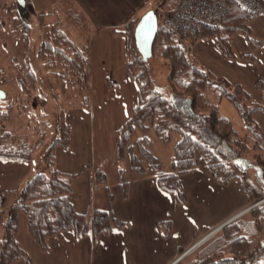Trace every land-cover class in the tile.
<instances>
[{"label": "trees", "instance_id": "obj_1", "mask_svg": "<svg viewBox=\"0 0 264 264\" xmlns=\"http://www.w3.org/2000/svg\"><path fill=\"white\" fill-rule=\"evenodd\" d=\"M178 0H158L159 6L168 8ZM264 7V0H260ZM227 11L222 21L215 25H203L196 38H213L224 57H233L229 36L243 31L251 50L260 45L249 30L252 17L232 0H226ZM29 0H24L28 4ZM68 3V4H67ZM17 4V1H16ZM59 18L42 21L43 12H38L43 37L37 53L43 58L50 72L57 73L53 66H60V75L74 78L79 90L89 91L88 40L90 31L85 15L73 3L59 0L55 5ZM157 15L158 27L152 44V53L144 58L139 52L134 27L138 18L146 11L129 19L115 31L124 40L126 70L136 85V103L129 117L115 129V158L118 164V189L120 198L128 193V181L122 173V162L126 152L130 157V168L137 174L144 173V166L133 152L130 138L135 128L141 153L148 159L158 187L171 193L178 204H185L187 195L181 175L203 168L220 184L237 180L244 195L245 213L219 228L204 242L196 246L173 264H264V129L253 115L264 117V81L257 79L255 88L259 100H255L241 85L218 79L199 64L191 54L189 44L181 42L176 35L165 29ZM65 12V18L63 13ZM90 24V23H89ZM13 27L26 42L30 26L18 14L13 17ZM76 28V29H75ZM85 30L81 33L77 30ZM157 57L167 66L166 86L168 95L153 85L151 57ZM253 52L241 58L253 59ZM27 59L29 61H27ZM25 66L17 72L19 89L30 94L36 88L34 67L25 57ZM109 87L117 82L109 74ZM227 100L238 112L247 131L239 132L232 120L219 109L221 100ZM0 102V121L9 119L12 104ZM46 124V123H44ZM152 128L161 140H168L173 130L181 137L175 143L172 155L173 170L163 172L155 156L143 145L146 133ZM36 138L4 131L0 135V158L29 161L33 152L45 138L42 125H34ZM70 125L60 120L59 135L46 147L43 154L45 171L32 175L21 187L7 188L0 192V264L24 261L32 264L28 253L16 241L18 215L23 212L27 230L41 251L49 250L48 239L62 231H71L76 238L98 236L128 227V221L116 217L111 211L113 200L104 171L96 167L93 184L103 185L107 193V207L88 211L77 210L71 200L72 180L80 171L68 173L55 166V149H67L70 144ZM156 227L164 237L171 233V221L162 219ZM194 228L193 239H197ZM186 248L177 247L180 255Z\"/></svg>", "mask_w": 264, "mask_h": 264}, {"label": "crops", "instance_id": "obj_2", "mask_svg": "<svg viewBox=\"0 0 264 264\" xmlns=\"http://www.w3.org/2000/svg\"><path fill=\"white\" fill-rule=\"evenodd\" d=\"M34 1L36 0H29V4H33ZM58 1L37 0L39 5L47 2L49 4L48 8H45L47 11L41 8L35 12L37 14L43 12V17H46L47 13L57 15V10L56 12L48 10L53 8L55 11ZM147 1L67 0L82 12L88 24L90 23L88 29L84 28L91 33L88 40V93H90L89 96L92 93L91 85L94 68H96L101 89L99 94L94 95L92 102L94 103L96 99V108L100 112L106 111L108 106L115 104L116 116L112 115L116 118L109 124V126L113 125L114 130L124 122L136 103V85L126 70L124 40L115 31L138 15ZM63 17L65 18V12ZM248 25L251 35L261 43L251 50L245 33L236 31L229 36L233 57H224L216 47L213 38L179 40L190 45L194 59L215 77L241 85L255 100H259L260 93L255 88L254 82L257 79L264 81V12L252 17ZM77 30L81 33L82 29ZM84 32L85 30H82V33ZM249 51L253 52V59L241 58V55ZM110 71H116L119 75V77L116 75L117 86L116 92L113 91V93L107 91L109 86L106 77ZM166 74L167 71L165 84ZM122 84L128 88V92L121 90ZM125 94L130 96L128 101L124 100ZM221 103L222 100L219 103V109ZM101 114L104 115V113ZM66 122L69 123L68 120ZM259 124L264 129V122L259 121ZM92 125L94 126V122ZM114 146L112 143L110 147L109 143L108 152L111 149L115 150ZM97 148L101 152V145ZM65 151L68 154L73 152L72 143ZM35 152L36 150L27 162L0 158V192L7 188L21 187L32 175L40 172L43 153L37 155L39 167H34L32 162ZM114 160L115 155L111 162ZM55 166L61 171L72 173L69 168L61 166L57 154ZM95 166L96 164L89 175L82 177L84 182L93 181ZM79 177L78 175L73 178L72 185ZM127 181L128 193L124 199L119 196L117 179L108 184L113 196L111 211L119 219L128 221L130 224L128 227L100 235L95 241L90 235L76 238L71 231H62L49 237V250L43 252L30 236L26 227V218L21 217L22 221L18 218L17 243L28 253L32 264H172L184 251L244 208V195L240 191L237 180H231L226 184L217 183L211 173L203 168L181 175L187 195L186 203L182 205L176 202L171 193L158 187L152 171L143 174L132 172ZM97 190L99 188L96 187L89 200L85 196L78 197L72 192L70 196L74 207L79 211L107 207V193L102 195L100 192L96 193ZM162 219L171 221V233L166 237L162 236L156 227V222ZM194 228L198 235L196 240L193 239ZM177 247L186 249L178 255ZM13 264L26 263L19 260Z\"/></svg>", "mask_w": 264, "mask_h": 264}, {"label": "rangeland", "instance_id": "obj_3", "mask_svg": "<svg viewBox=\"0 0 264 264\" xmlns=\"http://www.w3.org/2000/svg\"><path fill=\"white\" fill-rule=\"evenodd\" d=\"M36 1L33 4H21L19 2L16 4V0H4V6L0 9V89L5 93V96L0 98V102L12 104L9 119L0 121V135L8 130L16 134L27 135L33 141L37 136L33 133V126H44L45 138L41 146L36 149L32 162L34 167H39L37 155L44 154L46 147L59 135L60 120H68L71 134L70 143H72L73 152L68 154L65 149L57 147L55 155L57 154V159L61 166L69 168L71 172H81L79 174L80 177L72 185V192L78 197L82 198L85 196L89 200L92 198L96 186L93 181L87 180V182H84L82 177L89 175L95 164V167H100L104 171L109 184L114 179L118 181L116 158L111 162L113 155H115V150L111 149L108 152L109 143L110 147L112 143L113 146L115 143V130L112 127L113 125L109 126L116 118L115 104L108 106L106 111L100 112L96 108V99L94 103L92 102L94 95L99 94L101 89L96 68H94L93 84L91 85L92 93L90 96V93H83L79 90L72 76L60 75L58 72L60 66H53V68L57 69V73L49 71L50 68L45 65L43 58L37 53L39 43L43 37V27L39 24L40 20L36 13L41 8L47 9L49 3L39 5ZM148 8H155L158 12L164 9L159 6L158 0H148L139 13L141 14ZM46 9L45 11H47ZM48 11L56 12L53 8ZM18 14L30 26L28 38L24 43L22 42V37L13 27V17ZM56 18H59L58 13L57 15L47 13L46 17L42 18V21L49 22L56 20ZM88 26L90 25L88 24ZM25 57H29L36 77V88L30 94L22 92L17 83V72L20 67L25 66ZM27 61L29 60L27 59ZM150 65L153 85L161 90L163 94L168 95L165 84L166 64L155 56L151 57ZM109 74H112L115 81L117 80L116 75L118 74H116V71H110ZM115 87H109L107 91H111L110 93L116 92ZM121 90L128 92V88L124 84H122ZM87 95L88 97H86ZM129 98L128 94L124 95L125 101H128ZM220 112L232 120L239 132L245 133L247 131L237 110L227 100H222ZM101 113H104V115ZM129 115H127V118ZM253 117L258 123L259 121L264 122V117L260 113L254 114ZM92 122H94V126ZM146 136L147 141H143L142 144L157 158L161 170L172 171L173 149L175 143L181 137L180 131L173 130L166 141L158 138L152 128L147 131ZM138 137H140V132L138 128H135L130 138L131 148L143 164L144 172H151L148 159L140 151L137 141ZM98 145H101V152L97 148ZM120 165L123 169V177L127 180L131 173H134L130 168L128 152H126ZM39 170H46L44 164ZM97 188L99 190L96 193L100 192L103 195L106 192L103 185H99ZM21 217L22 219L25 218L23 212H19L18 218L20 220ZM20 220L19 222L22 221ZM21 226L23 227V225Z\"/></svg>", "mask_w": 264, "mask_h": 264}, {"label": "built area", "instance_id": "obj_4", "mask_svg": "<svg viewBox=\"0 0 264 264\" xmlns=\"http://www.w3.org/2000/svg\"><path fill=\"white\" fill-rule=\"evenodd\" d=\"M238 7L247 11L250 16L264 12L260 0H232ZM4 0H0V9ZM226 0H178L171 7L160 12L165 29L178 39L196 38L203 25H215L222 21L227 11Z\"/></svg>", "mask_w": 264, "mask_h": 264}, {"label": "water", "instance_id": "obj_5", "mask_svg": "<svg viewBox=\"0 0 264 264\" xmlns=\"http://www.w3.org/2000/svg\"><path fill=\"white\" fill-rule=\"evenodd\" d=\"M16 1H17V3L19 2L21 4H24V0H16ZM157 27H158V21H157V15H156V12H155L154 9L146 10L138 18V20H137V22L135 24V27H134L135 42H136V45H137V48H138L139 52L142 54V56L144 58L149 57L151 55V53H152V44H153V41H154L155 34L157 32ZM4 96H5V93L3 92L2 89H0V98H2ZM251 206L246 207L245 209H243L242 211H240L239 213L234 215L228 221H225L222 224H220L217 227V229L221 228L222 226H224L225 224L230 222V220H233L235 217L240 215L242 212H244L245 210H247ZM216 230L211 231L209 234L215 232ZM208 235H206L204 238L200 239L194 245H192L189 249L184 251L176 260H178L181 256L186 254L191 248H193L194 246L198 245Z\"/></svg>", "mask_w": 264, "mask_h": 264}]
</instances>
